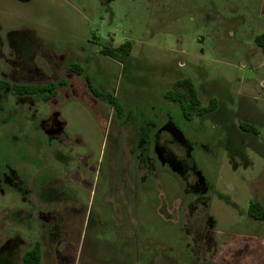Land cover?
Returning a JSON list of instances; mask_svg holds the SVG:
<instances>
[{"label": "rangeland", "instance_id": "1", "mask_svg": "<svg viewBox=\"0 0 264 264\" xmlns=\"http://www.w3.org/2000/svg\"><path fill=\"white\" fill-rule=\"evenodd\" d=\"M260 35L264 0H0V80L58 86L0 91V264H264Z\"/></svg>", "mask_w": 264, "mask_h": 264}, {"label": "trees", "instance_id": "2", "mask_svg": "<svg viewBox=\"0 0 264 264\" xmlns=\"http://www.w3.org/2000/svg\"><path fill=\"white\" fill-rule=\"evenodd\" d=\"M256 43L264 46V35H260L255 39ZM131 43L126 42L117 47L104 46L101 50L102 54L106 57H109L117 62L124 61L131 52ZM69 72H74L77 74H82L83 69L78 64H71L68 68ZM87 84L91 91L102 98L106 99L118 114H121L122 107L117 99L108 93L100 94L96 91L95 88L91 86V83L86 79ZM58 84L62 85L63 82ZM4 86H9L3 82L0 83V88ZM175 88H178L182 91H173L165 94V98L171 102H174L179 105L181 113L184 118L190 119L193 114L198 116H203L210 112H213L216 109L217 101L216 99H211L205 107L199 106L198 93L194 84L189 79H179L174 83ZM11 91L19 96L26 95H38L42 96L44 101H49L56 96L57 84L48 83L46 85H21L16 84L12 85ZM249 215L255 220L264 221V206L259 202H251L248 208ZM42 254L39 243L35 245L28 251H26L22 256V264H41Z\"/></svg>", "mask_w": 264, "mask_h": 264}, {"label": "flooded vegetation", "instance_id": "3", "mask_svg": "<svg viewBox=\"0 0 264 264\" xmlns=\"http://www.w3.org/2000/svg\"><path fill=\"white\" fill-rule=\"evenodd\" d=\"M3 82L9 86H4L3 88H0V91H4V90H8L13 96H16V97H27V96H33V95H26V96H19V95H16L14 94L12 91H11V86L12 85H16L18 83H11L9 81H6V80H0V83ZM21 85H24V84H21ZM28 85H41V84H28ZM46 85V84H45ZM58 89V88H57ZM56 94H57V91H56ZM38 96H41L40 94H38ZM42 97V96H41ZM169 129L174 132V134H176L175 130H172L173 128L172 127H169Z\"/></svg>", "mask_w": 264, "mask_h": 264}, {"label": "water", "instance_id": "4", "mask_svg": "<svg viewBox=\"0 0 264 264\" xmlns=\"http://www.w3.org/2000/svg\"><path fill=\"white\" fill-rule=\"evenodd\" d=\"M263 85H264V83H263Z\"/></svg>", "mask_w": 264, "mask_h": 264}]
</instances>
